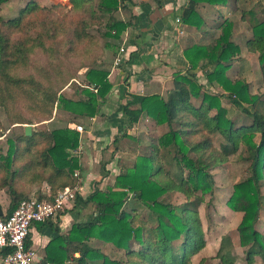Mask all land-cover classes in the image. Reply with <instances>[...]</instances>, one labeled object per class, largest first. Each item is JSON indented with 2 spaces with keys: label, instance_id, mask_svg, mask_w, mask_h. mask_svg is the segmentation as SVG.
Listing matches in <instances>:
<instances>
[{
  "label": "trees",
  "instance_id": "16d2710c",
  "mask_svg": "<svg viewBox=\"0 0 264 264\" xmlns=\"http://www.w3.org/2000/svg\"><path fill=\"white\" fill-rule=\"evenodd\" d=\"M8 0H0L2 4ZM66 1V0H61ZM231 0H192L195 4L224 6ZM237 2L238 0H233ZM66 11L60 5L41 7L29 2L18 16L4 20L0 14V109L13 124H31L16 113L22 108L36 119L47 121L56 109L74 119L89 120L99 114L100 107L111 91L109 73L97 67L87 68L84 87L73 77H65L57 65L34 63L37 53L47 59L76 56L87 58L99 46L116 48L131 26L119 17V12L133 6L131 0H69ZM185 26L201 29L203 22L194 9L184 11ZM99 27L95 37L90 30ZM233 23L225 20L213 45L187 46L183 55L188 70L173 76L172 89L163 98L159 95H127L123 112L131 125L141 119L168 131L151 144L146 156H138L132 168L115 178L114 184L102 191L96 189L86 202L96 205L98 218L76 225L67 237L52 240L47 247L51 264H192V258L205 248L198 209L200 195L211 194L214 182L209 171L225 164L240 148L246 153L249 175L233 186L226 206L242 214L237 227L239 245L245 249L246 264H264V236L256 230L264 196V114L250 112L243 103L256 105L260 100L248 94L247 85L231 81L226 72L240 53L231 41ZM252 39L246 42L264 74V21H253ZM34 70L25 77L19 70ZM194 70H201L210 84L216 83L229 101L251 119L250 124L236 126L221 106L220 96L202 92ZM70 83V84H69ZM80 89V97L71 99L61 92L65 87ZM222 97L224 95H221ZM192 99H199L195 106ZM215 111L214 115L211 112ZM1 129V127H0ZM218 135L225 143L216 149L210 136ZM258 136V142L254 139ZM80 135L66 127L51 131H33L8 141L6 157L0 160V191L5 190L12 213L24 200H51L57 190L74 186L73 174L80 171ZM168 151V157L164 152ZM167 157L169 158L167 160ZM167 167V169H166ZM37 170V171H36ZM29 182L46 184L49 194L38 191L34 196L25 190ZM169 192L183 195L181 205L164 202ZM75 200L81 202L76 194ZM148 210L147 221L140 211ZM95 240V245L90 240ZM98 243L111 244L123 253V260L106 256ZM27 246L29 242L27 240ZM231 241L225 236L212 260L218 264H236L231 255ZM9 250L4 249L5 256ZM79 257L74 258L73 254ZM205 258L197 264H206Z\"/></svg>",
  "mask_w": 264,
  "mask_h": 264
},
{
  "label": "crops",
  "instance_id": "0c3cea01",
  "mask_svg": "<svg viewBox=\"0 0 264 264\" xmlns=\"http://www.w3.org/2000/svg\"><path fill=\"white\" fill-rule=\"evenodd\" d=\"M131 2L132 7L119 12L121 18L129 21L131 26L123 34V53L119 56V65L117 64L108 75L111 91L97 116L89 120L80 119L81 124L76 122L68 124L70 129L73 125L83 128V132L79 134V151H82L81 158L78 157L80 179L76 184V194L81 202L74 200L55 218L44 223H34L29 230V246L41 261L48 259L46 250L52 240L67 237L76 225L97 220L96 205L86 202L87 197L96 189L103 190L108 183L113 184L110 178L119 175L121 169L117 167V163L121 162L125 155H134L147 147L139 141L138 136L144 140L148 139L146 136L151 134L149 126L152 127L153 124L142 119L136 124H130L123 112L127 95H159L165 98L172 89L174 74L188 70V62L183 55L184 49L187 46L210 43L220 35V26L228 18L234 23V39L244 37L242 34L245 23L235 14L239 7L243 6L244 0L237 2L231 0L221 6V9L218 6L195 4L192 0H131ZM256 4L262 12L263 0H249V8ZM188 9H194L201 17L203 26L200 30L182 23V14ZM249 14L252 12L249 11ZM254 16L256 15H253L252 19ZM177 19L180 22H177ZM240 52L243 59L254 58L252 53L245 54L243 48ZM233 66L239 65L237 63ZM85 121L87 123H83ZM134 138H137V142ZM150 147L151 143L146 155L149 154ZM27 186L25 190L31 196L38 191L49 194V186L45 183L29 182ZM10 214L9 199L5 190H1L0 217L4 219ZM94 242V239L90 240V244L95 245ZM3 251L4 249H0V264H5ZM73 257L78 258L79 254L75 253ZM59 261L57 259V264H60ZM65 264L75 262L67 261Z\"/></svg>",
  "mask_w": 264,
  "mask_h": 264
},
{
  "label": "rangeland",
  "instance_id": "374dc122",
  "mask_svg": "<svg viewBox=\"0 0 264 264\" xmlns=\"http://www.w3.org/2000/svg\"><path fill=\"white\" fill-rule=\"evenodd\" d=\"M29 2H35L41 7H49L51 5L57 4L62 7H65L66 11H68L71 7L69 0H8L6 3L2 4L0 14L4 20L14 18L18 16L20 10L23 9ZM257 5L258 4L254 5V7L252 8H249V0H244L243 6H241V8L239 7V11L235 13L239 16L241 22L245 23V30L244 34H242L244 37H237L234 39L232 29L231 41L234 44L238 45L239 49L243 48L245 54L252 53L248 50L246 42L252 39L251 27L253 21H264V6L261 8V12L258 9ZM218 8L221 9V5L218 6ZM249 11H251L252 14H249ZM228 14L229 13H227V15ZM253 15L256 16H254V18L252 19ZM119 17L121 18L120 14ZM230 19L231 18H228L226 20L231 21ZM231 22L233 23V21ZM98 28L99 27H95L90 30V32L95 37L100 36L101 34ZM215 40L216 38L212 39L210 43L205 45H213ZM104 41L108 40H104L100 37L98 48H96L91 54L87 55V58L81 57L79 55H71L65 58L59 56V60H56L54 57H50V59H47L46 57H44V55L37 53L34 56V63L40 66H47V62H51L54 65H57L60 61V64L62 65L60 69L64 71L65 77H73V80H71V82H74L75 84L84 87V75L87 71V68L82 67H90L93 65V67L103 69L104 71L110 73L111 70L116 67V59L119 58L120 54L123 53V42H120L118 44L119 49L117 51L116 48L113 47L109 49L103 48ZM252 54H254V58L251 59L245 57V59H243L241 57L240 52L238 57L232 62L231 68L226 72V75L231 81H242L245 85H247L248 94L252 97L258 98L260 100V103L263 102V104L260 105L258 101V103L254 106L252 103H243V107H245L250 112L259 111L264 114V74L258 62V54ZM237 63L239 66H233ZM31 73L34 74V70H32L31 68L27 70L18 71V75L21 77H25ZM192 73H195L198 83L202 87V92H206L213 96H220L221 106L226 110L227 117L231 119L236 126L251 123V119L246 117V115L241 111V109L235 107L229 101L227 94H225V92L219 85H217L216 83L210 84L209 82H207L201 70H194V72ZM61 92L63 93V95L71 99H77L81 95L80 89L78 90L75 88H69L67 86ZM221 95L224 96L222 97ZM192 102L195 106H198L200 100L192 99ZM16 113L20 114L21 116L27 119H31V124H13L10 116L0 109V160L6 157L7 155V151L9 148L8 141L15 142L18 137L24 135V127L27 125L32 127L33 132L40 130L51 131L57 128H66L68 127V124L72 122H76L78 124L82 123L80 119H74L71 115L62 111H58L56 109L53 111L52 118L47 121H42L43 119L38 120L36 118H33L26 112L25 109L22 108L16 109ZM214 113L215 111H212L211 115H214ZM83 123H87V121ZM149 129L151 131V134L146 136L148 139L144 140L141 136H138L139 141L143 142V145H147V147L143 148V150L140 149V152L134 153V155H125V158H123L121 162L117 163V167H120L121 169V171H117L119 175L129 170L138 156H146L149 144H156L158 142V138L168 131L166 126H158L154 124L152 125V127L149 126ZM210 137L213 146L217 150L220 149L221 144L225 143L224 139L218 135H212ZM134 140L135 142H137V138H134ZM258 140L259 138L258 136H256L254 141L258 142ZM131 143L132 142H130V144ZM164 154L170 157L168 151L164 152ZM76 155L80 158L82 156V151H79V148L76 152ZM168 157L167 160L169 159ZM245 159L246 153L244 152L243 148H240L235 155L229 157L228 161L225 164L215 167L209 171V174L211 175L214 182L213 191L211 194L203 196L198 194L200 197H202L203 200V203L199 207L198 212L206 245L202 251H200L196 256L192 258V264H197L203 258L207 260L206 264H218V260H212V258L216 256L217 251L221 245V240L225 236L229 237L231 241L232 248L230 252L231 255L235 257L236 264H246L245 249L241 248L239 245V235L237 232V227L241 221L242 214L234 213L229 210L226 206V202L233 191V186L236 183L247 178V176L249 175V163ZM79 179L80 175L78 179L74 178V184L77 183V180ZM110 179L111 181H113L114 184L115 178L111 177ZM109 186H111V184L108 183V185L102 191L106 190ZM262 194L264 196V181L262 183ZM162 200L172 205H181L185 201L183 195L177 192H169L165 194L162 197ZM140 213L142 216V220L147 221L148 210L142 209ZM256 230L264 236V199L262 203V208L259 211V218L256 223ZM98 244L102 245L100 246V248L106 256L114 260H123V253L115 250L113 245L101 243ZM255 263L263 264L260 258H256Z\"/></svg>",
  "mask_w": 264,
  "mask_h": 264
},
{
  "label": "built area",
  "instance_id": "2783aa9c",
  "mask_svg": "<svg viewBox=\"0 0 264 264\" xmlns=\"http://www.w3.org/2000/svg\"><path fill=\"white\" fill-rule=\"evenodd\" d=\"M119 61L117 58L115 64ZM71 129L79 134L83 132L80 126L73 125ZM78 173L74 172L75 179L79 178ZM76 191L77 185L67 186L59 189L51 200H24L8 217H0V249L9 250L3 257L5 264H51L39 260L27 246L29 230L34 223H44L58 216L67 204L75 200Z\"/></svg>",
  "mask_w": 264,
  "mask_h": 264
},
{
  "label": "water",
  "instance_id": "95a60500",
  "mask_svg": "<svg viewBox=\"0 0 264 264\" xmlns=\"http://www.w3.org/2000/svg\"><path fill=\"white\" fill-rule=\"evenodd\" d=\"M32 134V127L27 125L24 127V136L29 137Z\"/></svg>",
  "mask_w": 264,
  "mask_h": 264
}]
</instances>
